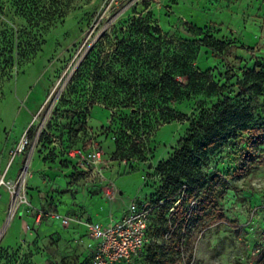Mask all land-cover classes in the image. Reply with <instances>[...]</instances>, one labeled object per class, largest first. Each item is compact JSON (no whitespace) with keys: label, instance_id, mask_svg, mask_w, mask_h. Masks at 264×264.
I'll use <instances>...</instances> for the list:
<instances>
[{"label":"rangeland","instance_id":"rangeland-1","mask_svg":"<svg viewBox=\"0 0 264 264\" xmlns=\"http://www.w3.org/2000/svg\"><path fill=\"white\" fill-rule=\"evenodd\" d=\"M66 2V19L47 32L37 58L12 81L4 80L0 91V264H91L86 224L108 220L111 213L119 217L133 199L152 208L149 242L134 264H264V144L249 146L247 130L194 158L196 170L228 178L217 186L219 205L208 213L198 216L192 212L196 203L188 205L180 249L178 235L157 216L168 199L167 161L203 108L229 97L235 108L248 107L247 127L264 122V89L242 94L239 88L253 78L247 71H264V0ZM148 11L175 41L207 35L218 42L220 53L201 46L195 63L218 83L221 97L176 102L185 116L152 130L140 160L118 149L131 110L91 103L92 83L76 85L70 78L101 37L110 35V50L119 23ZM23 23L10 6L0 14V31ZM189 25L203 32L192 35L185 30ZM219 215L225 219L217 220Z\"/></svg>","mask_w":264,"mask_h":264},{"label":"trees","instance_id":"trees-1","mask_svg":"<svg viewBox=\"0 0 264 264\" xmlns=\"http://www.w3.org/2000/svg\"><path fill=\"white\" fill-rule=\"evenodd\" d=\"M66 5V0H0V14L10 6L14 14L24 20L19 27L4 25L0 31V91L4 80L12 81L37 58L46 44L47 32L66 19ZM119 25L114 47L107 49V44L112 41L110 35L101 37L80 60L70 83L84 86L91 82L92 87L88 89L91 103L100 101L107 108L131 110L117 139L118 149L125 157L136 156L144 160L147 135L162 123L185 116L175 108L176 102L198 95L211 98L220 95L218 83L209 72L201 71L195 61L201 46L217 53L221 51L218 42L207 35L196 41H175L162 30L149 11L145 15L135 14ZM185 30L192 35L203 32V28L194 25L187 26ZM247 74L253 78L240 82L241 93L261 92L264 89V71L252 69ZM183 79L186 82H182ZM230 99L220 98L211 107L203 108L201 117L191 127L190 136L167 161L172 164L166 184L165 197L168 199L157 216L160 224L168 223L167 229L172 231V236L178 235L175 241L177 249L184 244L182 238L186 232L183 235L182 228L190 216L188 205L196 203L192 212L198 216L208 213L219 205L216 188L228 178L221 171H214L208 177L204 171L196 170L194 158L220 147L235 136L237 130L249 132V146L264 144V122L247 127L252 119L248 107L235 108ZM179 192H183V196L178 200L176 194ZM171 208L173 211L168 218L167 212ZM216 219L225 217L219 215ZM175 224L180 226V230L177 231V226L173 229ZM149 233L150 224L148 242ZM261 260L264 261V252Z\"/></svg>","mask_w":264,"mask_h":264},{"label":"built area","instance_id":"built-area-1","mask_svg":"<svg viewBox=\"0 0 264 264\" xmlns=\"http://www.w3.org/2000/svg\"><path fill=\"white\" fill-rule=\"evenodd\" d=\"M115 196H111L113 200ZM151 203L141 205L131 200L118 219L111 215L107 223L91 221L86 224L90 241L87 256L92 264H130L148 242Z\"/></svg>","mask_w":264,"mask_h":264},{"label":"crops","instance_id":"crops-1","mask_svg":"<svg viewBox=\"0 0 264 264\" xmlns=\"http://www.w3.org/2000/svg\"><path fill=\"white\" fill-rule=\"evenodd\" d=\"M127 207V206H126ZM124 213V211L120 214V216L119 217H116L113 213H111L112 215H113V217L115 218V219H118V218H120L121 216H122V214ZM110 219H108V220H99V219H97V220H94V221H100V222H102L103 224L104 223H107L108 221H109ZM86 232H87V234H88V231H87V227H86Z\"/></svg>","mask_w":264,"mask_h":264},{"label":"bare ground","instance_id":"bare-ground-1","mask_svg":"<svg viewBox=\"0 0 264 264\" xmlns=\"http://www.w3.org/2000/svg\"><path fill=\"white\" fill-rule=\"evenodd\" d=\"M15 208H16V203L13 205V208H12L13 210H11V215H10L9 219H11V216L13 215Z\"/></svg>","mask_w":264,"mask_h":264}]
</instances>
